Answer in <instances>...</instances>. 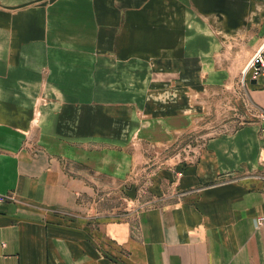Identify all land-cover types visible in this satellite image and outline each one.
I'll use <instances>...</instances> for the list:
<instances>
[{
    "label": "crops",
    "instance_id": "0c3cea01",
    "mask_svg": "<svg viewBox=\"0 0 264 264\" xmlns=\"http://www.w3.org/2000/svg\"><path fill=\"white\" fill-rule=\"evenodd\" d=\"M263 45L264 0H0V264H264ZM219 90L249 118L131 209Z\"/></svg>",
    "mask_w": 264,
    "mask_h": 264
},
{
    "label": "rangeland",
    "instance_id": "374dc122",
    "mask_svg": "<svg viewBox=\"0 0 264 264\" xmlns=\"http://www.w3.org/2000/svg\"><path fill=\"white\" fill-rule=\"evenodd\" d=\"M228 96V98H227ZM205 115L201 116L194 131L185 132L166 145L143 144L137 148L142 160L135 166L131 174L130 182L136 187V194L129 199L131 209L140 208L151 203L150 175L157 169L172 166L171 160L189 159L204 144L207 138L219 131L227 130L237 124L246 121L249 116H234V101L222 90L213 93L209 100H205ZM234 122L227 124L229 120ZM168 161V162H166ZM170 163V164H169ZM118 200L125 202L122 196Z\"/></svg>",
    "mask_w": 264,
    "mask_h": 264
},
{
    "label": "built area",
    "instance_id": "2783aa9c",
    "mask_svg": "<svg viewBox=\"0 0 264 264\" xmlns=\"http://www.w3.org/2000/svg\"><path fill=\"white\" fill-rule=\"evenodd\" d=\"M246 77L254 80L261 79L264 85V45L258 48L247 61L242 71V80ZM261 219H257L258 223Z\"/></svg>",
    "mask_w": 264,
    "mask_h": 264
}]
</instances>
